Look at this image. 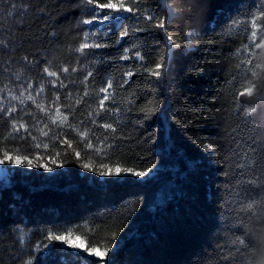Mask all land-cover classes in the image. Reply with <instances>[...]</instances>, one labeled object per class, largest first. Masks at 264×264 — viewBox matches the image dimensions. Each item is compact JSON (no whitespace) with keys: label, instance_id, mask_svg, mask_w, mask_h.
Instances as JSON below:
<instances>
[{"label":"trees","instance_id":"obj_1","mask_svg":"<svg viewBox=\"0 0 264 264\" xmlns=\"http://www.w3.org/2000/svg\"><path fill=\"white\" fill-rule=\"evenodd\" d=\"M79 3L80 0H36V7L46 8V13H40L36 19L35 30L50 14L54 20L48 22L54 25L59 36L55 40L45 36L35 42H25L16 50V59L27 55L29 60L40 59V63L31 71L22 63H14L8 75L16 72L22 78L28 76L34 82L40 81L45 66L41 52L47 53L53 70L58 71L65 65L69 69L77 66L78 54L69 50L79 44V40L73 39L74 24L88 18L86 14L82 16L84 8L77 7ZM125 3L131 4V0ZM167 3L178 13L172 19L169 34L180 44L187 43L185 33L196 35L191 47L176 48L172 52L168 58L170 67L159 82L155 77L149 82L141 66L143 63L153 68L166 48L167 41L158 29L138 33L140 39L133 41L136 44L143 41L148 46L141 49L151 52L144 62L119 60L124 48H132V43L128 42L132 38L125 37L122 46L96 50L105 54L108 63L97 64L92 69L97 88L104 86L105 78L113 79L116 99L121 106V124L99 121L100 124L114 123L116 135L123 136L116 141L120 147L109 153L111 159L103 162L112 167L147 168L149 172L140 178L133 175L121 179L100 177L98 172L81 166L90 163L99 169L101 161L96 159L95 153L85 151L76 133H58L60 139L66 137L72 142L71 148L60 143L53 146L46 138H41L38 128L33 129L32 118L25 116L32 135L41 144L50 143L46 152L40 149L44 157L40 162L54 170L5 165L11 174L7 184L0 183L2 264H25L30 258L32 264H61L69 256L75 264L74 250L59 241L51 242L50 248H36L37 243H47L49 231L57 234L71 231L86 247L95 246L100 251L108 247L106 264H227L224 257L229 255V249L234 251L231 241L246 231L238 216L240 206L230 195L232 181L227 159V133L238 123L232 111V93L227 87L236 63L231 56L246 40L243 36L225 39L222 32L241 13L256 11L260 0H167ZM144 7L155 10L160 17L168 16L162 0H146ZM124 23L137 26L135 19ZM140 26H144L143 20ZM99 27L111 31L114 38L119 37L120 31L127 30L116 25L109 28L108 23ZM21 35L29 33L25 31ZM102 42L113 43L112 40ZM256 62L264 63V48L257 50ZM128 70L134 75L129 84L120 89L116 85L123 83V73ZM84 75V71L67 74L65 83L76 81V86L69 85L73 94L83 92L80 81ZM7 82L5 79L4 83ZM89 90H92V78H89ZM45 94L51 100V85L46 87ZM129 100L135 101V105L129 104ZM153 100L158 105L155 115L136 123L143 120L140 110L150 108ZM241 100L246 108L255 109L250 116L253 126L264 122L263 99L254 94ZM63 102L64 92L61 93ZM15 103L19 108L18 102ZM97 106L98 98H85V103L77 106L75 119L69 116V121L79 127L78 122L84 120L87 127H92L87 112ZM124 107H130L131 111L125 113ZM28 110L35 111V106ZM10 130L7 118L0 121V142ZM95 135L103 137L105 131L96 127ZM108 135L111 137L112 133ZM92 142L97 143L95 139ZM207 144L213 145L214 154L205 150ZM5 146L21 150L34 148L30 137L27 141L17 138L0 143V147ZM77 150L81 152L79 159L75 157ZM56 152L61 155L56 157ZM50 158H56L57 165L62 163L63 167L54 166ZM21 233L27 234L23 245L17 242ZM113 233L116 234L115 245ZM247 242L257 253L264 250V227L256 225ZM82 264L91 262L84 259ZM255 264H260L259 256Z\"/></svg>","mask_w":264,"mask_h":264},{"label":"snow or ice","instance_id":"obj_2","mask_svg":"<svg viewBox=\"0 0 264 264\" xmlns=\"http://www.w3.org/2000/svg\"><path fill=\"white\" fill-rule=\"evenodd\" d=\"M146 0H131V4L125 3V0H80L77 7L81 5L84 8L83 15L88 18H81L74 24L76 35L73 37L79 40L76 48H69L70 51L78 54L77 66L69 69L68 66H62L59 70H53L51 61L47 60V53L41 52V57L45 60V66L42 69L43 78L40 81H33L31 77L11 72L8 75L12 65L23 64L24 67L31 71L40 63V59L34 58L29 60L27 55L16 59V50L23 47L24 43L31 40L33 42L43 39L45 36L50 40L58 38L59 33L55 30L53 24H49V20H54L50 14L47 15L45 23L35 30V21L39 18L40 13H46V8H37L36 0H0V121L7 118L10 122V132L4 138L5 143L8 140L27 141L30 137L34 148L21 150L19 147L8 148L0 147V166L20 165L28 168L44 169L52 172L53 167H49L47 163H42L43 156L40 149L45 152L49 149L50 143L54 146L56 143L67 144L72 147V142L60 139L58 133L68 131L76 133L80 143L86 152L95 153L96 159L100 160L99 169L90 163H83L81 166L91 172H98L100 177H113L117 179L125 178L128 175L135 177H145L149 169L137 170L132 167H120L119 165L112 167L104 163L106 159H111L109 153H114L120 145L117 144L118 139L123 136H117V128L114 123L121 124V106L116 99L114 90V81L112 78H105L103 87L97 88L95 85V76L93 68L97 64L108 63L105 54L96 50L110 48L114 46H122L125 37H131L129 43L132 48H124L123 55L119 60L135 59L140 62L145 61L146 56H150L147 45L133 43L139 40L138 33H151L153 29L163 32L167 41L166 48L162 50L159 61L155 63L153 68H147L143 63L141 66L147 79L151 82V78L155 77L159 82L166 74L170 67L168 58L176 48L191 47V40L196 35L193 32H187L184 35L186 44H180L176 38L169 34L168 29L171 27L172 19L178 15L177 11L167 3H163V7L168 10L166 18L160 17L155 10L145 8ZM132 14V15H128ZM240 17H243L241 19ZM137 21V26H126V20ZM143 20L144 26H140ZM167 21V22H166ZM108 23L109 28L113 25L120 29L119 37H113L111 31H105L99 26ZM87 26V27H85ZM51 29V30H49ZM27 31L29 35L21 34ZM222 35L225 39L243 36L246 42L242 43L232 53L231 59L236 61L234 70L230 74L227 82L228 91L232 93V111L236 116L238 123L235 128L227 133L228 141V161L230 168V195L234 202L238 204L240 224L246 231L236 236L231 244L233 249H229V255L224 257L227 264H255L259 256L260 264L264 260V250L257 253L250 249L248 244V236L253 232L256 225L264 227V122L256 126L252 125L250 116L255 111L254 108H246L241 98L251 97L259 93L260 98L264 99V63L257 61V50L264 48V0H260L259 7L256 11L243 12L224 29ZM112 40L113 43H103L102 41ZM132 53L130 56L129 53ZM7 53V59L4 54ZM92 58L89 60V58ZM81 60L86 63H80ZM73 74L78 71L86 72L80 84L83 85V92H73L69 89V85L76 86V81L67 79L69 72ZM134 72L128 70L123 73V83H117V87L124 88L128 85ZM50 78V79H47ZM89 78H92V90H89ZM7 79V83H4ZM47 79V83L44 80ZM35 84V86H34ZM51 85L53 88V96L48 100L45 89ZM65 90H67L65 92ZM64 92V102L61 103V93ZM102 94V95H101ZM85 98H98V106L94 110L87 112V120L92 127H87L85 121L78 122L79 127L69 121V116L75 119L77 106L85 103ZM15 102H18L19 108ZM29 102H31L29 104ZM108 102V103H106ZM129 104L135 105V101L129 100ZM35 106V111H29L31 106ZM151 107L141 109L143 120L136 123H143L155 115L158 105L155 100L151 101ZM125 113L130 112V107H124ZM42 114V115H38ZM32 118L33 129L38 128L41 138H46L50 143L41 144L36 136L32 135V129L25 122L24 117ZM101 120H112L114 123L104 122ZM42 125V127H41ZM99 127L105 131L103 137L95 135V128ZM83 128V130H80ZM55 129V131H54ZM23 130V135H21ZM112 135L109 137L108 133ZM155 135V133H153ZM93 139L97 141L93 144ZM205 150L209 153H215L212 144L205 145ZM22 152L28 154H21ZM67 153L65 152V155ZM61 155L56 152V157ZM80 151H75V157L79 159ZM54 166L63 167V164L57 165L56 158H50ZM243 214V215H240ZM3 234L0 233V236ZM115 233H113V245H115ZM27 234L21 233L17 242L23 245ZM47 243H37L36 248H50L53 241L62 242L66 247L74 250L76 261L75 264H82L84 259L90 260L91 264H106L103 260L108 255L110 249L105 247L102 251L95 246L86 247L81 243L72 242V233L57 234L49 231L46 236ZM2 264V262H0ZM25 264H32L31 258L25 261ZM61 264H73L71 256L66 257Z\"/></svg>","mask_w":264,"mask_h":264},{"label":"rangeland","instance_id":"obj_3","mask_svg":"<svg viewBox=\"0 0 264 264\" xmlns=\"http://www.w3.org/2000/svg\"><path fill=\"white\" fill-rule=\"evenodd\" d=\"M104 2H106V0H104ZM259 98H260V94L259 93H257L256 94ZM264 100V99H263ZM10 171H9V169L7 168V167H5V166H0V183L1 184H7L8 182H9V180H10ZM72 242L73 243H81V244H83L84 245V243H83V241L79 238V237H77V236H75V235H73L72 234ZM63 246H65L62 242H60ZM85 246V245H84ZM66 247V246H65ZM103 260L105 261L106 260V257H104L103 258ZM106 262V261H105Z\"/></svg>","mask_w":264,"mask_h":264},{"label":"clouds","instance_id":"obj_4","mask_svg":"<svg viewBox=\"0 0 264 264\" xmlns=\"http://www.w3.org/2000/svg\"><path fill=\"white\" fill-rule=\"evenodd\" d=\"M261 264H264V260L261 261Z\"/></svg>","mask_w":264,"mask_h":264},{"label":"water","instance_id":"obj_5","mask_svg":"<svg viewBox=\"0 0 264 264\" xmlns=\"http://www.w3.org/2000/svg\"><path fill=\"white\" fill-rule=\"evenodd\" d=\"M165 2V0H162V3H164Z\"/></svg>","mask_w":264,"mask_h":264}]
</instances>
